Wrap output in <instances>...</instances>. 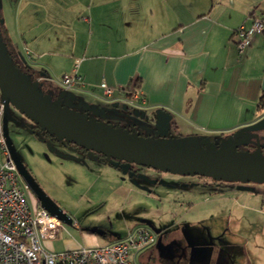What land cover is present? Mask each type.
Segmentation results:
<instances>
[{
  "label": "crops",
  "instance_id": "crops-1",
  "mask_svg": "<svg viewBox=\"0 0 264 264\" xmlns=\"http://www.w3.org/2000/svg\"><path fill=\"white\" fill-rule=\"evenodd\" d=\"M251 13L264 15V0L0 1V19L9 51L37 72L51 96L56 98L62 91V76L70 73L79 61L83 87L69 94L82 96L77 103L88 106L89 117L95 118L93 110L101 108L106 111V120L100 121L105 126L152 139L156 113L160 110L170 115V139L183 136L181 127L223 136L264 118V111L257 109L264 92V36H255L242 54L233 39L235 29L249 26ZM136 80L139 89L134 90ZM101 84L113 90L111 98L103 96ZM132 91L142 95L144 104L129 111L132 108L125 103ZM114 105L117 107L113 108ZM108 106L118 119L107 117ZM123 106L127 112L117 115L115 111H122ZM79 112L83 113V109ZM133 112L138 116L131 115ZM140 116L149 122L145 123ZM142 126L147 129L142 131ZM97 161L101 164L94 167L111 177L115 168L103 158ZM145 177L155 182L149 185L160 196V183L169 180L177 183L161 188L197 193L206 199L217 197L235 205L239 199L248 202L251 198L246 191L230 186L212 188L195 178L183 181L176 176L162 177L160 181ZM135 188L142 192V188ZM212 211L213 207L209 212ZM158 219L153 218L151 225L157 230L156 235L158 226L164 225ZM165 234L161 239L157 236L154 247L134 255V262L190 264L191 258L186 255L191 244L182 241V249L177 248L176 255L171 256ZM106 236L107 232L96 235L86 231L82 234V247L119 241L112 239L102 244L100 238Z\"/></svg>",
  "mask_w": 264,
  "mask_h": 264
},
{
  "label": "rangeland",
  "instance_id": "rangeland-1",
  "mask_svg": "<svg viewBox=\"0 0 264 264\" xmlns=\"http://www.w3.org/2000/svg\"><path fill=\"white\" fill-rule=\"evenodd\" d=\"M10 36L15 39L13 32ZM41 89L50 95L44 82ZM70 95L66 94L64 103L70 102ZM81 100L82 96L75 94L72 102L77 104ZM108 108L107 117L112 119L114 113L111 107ZM115 113L121 116L122 111L118 108ZM6 124L9 140L19 160L42 191L70 218L71 223L77 224V228L71 224L64 225L54 241H42L41 246L46 251L76 250L83 246L82 234L92 229L107 232L108 236L100 238L102 244H108L112 239L122 240L129 230L140 225L151 226L154 224L152 219L158 217L164 225L163 228L158 226L159 234L156 236H161V239L164 233L167 234L171 256L176 255L177 248H181L185 240L191 244L189 255L185 254L191 258L190 264H216L218 260L219 264H264V201L261 202L264 184L223 182L218 185L197 177L171 175L136 166L138 175L156 177L154 180L174 176L183 181L195 178L199 182H207L212 188L230 186L246 191L253 199H247L248 202L239 199L235 205L217 197L207 196L206 199L197 193L185 194L161 188L177 183L169 180L160 183V196L157 191L153 192V186L124 177L119 169H112L111 177L100 173L94 166L101 163L82 151L74 153L70 148L48 140L51 151L42 143L40 132H31L32 122L11 105L8 106ZM145 128L142 126V131ZM180 133L183 134L182 139H196L202 147L215 145L229 136L196 132L190 126L181 127ZM257 146L258 143L253 145L254 148ZM64 157H74L76 161ZM135 187L142 188V192H137ZM255 195L259 196L256 200ZM196 196L198 199L194 198ZM26 197L30 203L35 198L30 191Z\"/></svg>",
  "mask_w": 264,
  "mask_h": 264
},
{
  "label": "water",
  "instance_id": "water-1",
  "mask_svg": "<svg viewBox=\"0 0 264 264\" xmlns=\"http://www.w3.org/2000/svg\"><path fill=\"white\" fill-rule=\"evenodd\" d=\"M21 60L30 68L22 57ZM41 86L42 83L21 73L13 64L0 37V102L3 108L2 133L7 150L39 206L64 225L71 223L70 218L37 185L12 147L6 126L9 105L23 114L41 132L54 136L63 144L75 146L71 149L74 153L80 148L94 159L103 157L110 166L119 169L123 176L131 180L155 183L132 170V166H137L161 173L203 177L217 182L264 184V155L259 152V145L253 152L239 151V148L247 147L250 139L258 140L255 133L264 130V118L220 139L215 145L202 147L196 139L168 138L170 115L163 110L156 113L154 130L151 133L154 139L144 138L134 131L129 133L124 129L105 126L100 122L106 120L105 110H93L95 118H90L88 106L72 102L75 95L71 94L70 102L64 103L68 93L61 91L54 98L44 94ZM112 107L116 108L117 105ZM82 109L83 113H80ZM122 112H127L125 106L122 107ZM131 115L138 116L136 112ZM112 119L116 120L118 117ZM140 119L145 123L149 122L143 116ZM41 141L53 151L45 139ZM64 158L75 161L74 157ZM134 184L137 186L135 182ZM148 227L157 233L155 228ZM89 232L103 234L93 229Z\"/></svg>",
  "mask_w": 264,
  "mask_h": 264
},
{
  "label": "built area",
  "instance_id": "built-area-1",
  "mask_svg": "<svg viewBox=\"0 0 264 264\" xmlns=\"http://www.w3.org/2000/svg\"><path fill=\"white\" fill-rule=\"evenodd\" d=\"M249 19V26L241 25L233 31L239 54L250 46L255 36H264V15L251 13ZM26 53L28 55V51ZM78 65L76 61L70 73L61 78V89L65 93L81 91L83 87ZM100 88L106 99L113 96V90L106 84H101ZM125 104L139 109L144 99L139 92L132 91ZM2 111L0 103V113ZM28 193V186L10 158L0 127V264H138L133 260L134 255L156 244L157 236L151 229L136 226L124 239L105 246L48 252L41 242L54 241L64 224L42 209L35 199L30 203L26 197ZM70 224L77 228L75 222Z\"/></svg>",
  "mask_w": 264,
  "mask_h": 264
},
{
  "label": "trees",
  "instance_id": "trees-1",
  "mask_svg": "<svg viewBox=\"0 0 264 264\" xmlns=\"http://www.w3.org/2000/svg\"><path fill=\"white\" fill-rule=\"evenodd\" d=\"M0 22H1V19H0ZM0 37H1V41L2 43L5 45V48L7 50V53L8 55L11 57L12 59V62L13 64L19 69L18 66H21V70L20 72L29 76L31 79H34L37 77V72H35L34 70H32L31 68H28L23 62L22 60L19 58V57H16L14 56V54H12L11 51H9V47H8V38H7V33L3 27V23L1 24L0 23ZM133 87H134V90H137L139 89V82L138 80H136L135 82H133ZM129 97H130V94H129ZM257 109L259 111H264V92L261 94V96L259 97V100H258V103H257ZM36 128H38L37 126H35ZM39 129V128H38ZM46 133V132H44ZM47 134V133H46ZM48 135V134H47ZM49 138H52L55 142L59 143V144H62L63 146L65 147H71L72 148H75V146L73 145H68V144H63L61 141L57 140V138H55L54 136H50L48 135ZM78 151H82L83 153H86L85 151H83L82 149H78ZM103 158V157H101ZM104 159V158H103ZM105 161H107L106 159H104ZM132 170L134 171L135 170V166H132ZM197 179L199 180H208V182H211L212 184H220V183H223V182H217V181H213L211 179H207V178H203V177H197ZM225 183V182H224ZM38 204V203H37ZM155 246V245H154ZM153 246V247H154ZM151 249V248H150Z\"/></svg>",
  "mask_w": 264,
  "mask_h": 264
},
{
  "label": "flooded vegetation",
  "instance_id": "flooded-vegetation-1",
  "mask_svg": "<svg viewBox=\"0 0 264 264\" xmlns=\"http://www.w3.org/2000/svg\"><path fill=\"white\" fill-rule=\"evenodd\" d=\"M19 67V69L21 70V66H18ZM39 77V75H37V77L36 78H34V79H32V80H35V79H37ZM43 84V83H42ZM1 103V102H0ZM2 115H3V111H2V113H0V127H1V129H2ZM264 131V130H263ZM263 131H261V132H258V133H255L256 135H258V140H255V139H250V141H249V143H248V145H247V147H242V148H239V151L240 150H247V151H249V152H253L254 150H256V148H254L253 147V145L254 144H256V143H258V145H259V152L262 154V155H264V132ZM31 132L33 133V134H39V132H40V138L41 139H45L46 140V142H48V140H51V141H53V142H55L52 138H49L48 137V135L46 134V133H44V132H41L38 128H36L33 124H32V126H31ZM36 132V133H35ZM44 144H46V143H44ZM60 145H62V144H60ZM63 146V145H62ZM64 148H66V149H68V148H70L71 149V147H65V146H63ZM251 150V151H250ZM19 159V158H18ZM23 164V163H22ZM24 165V164H23ZM25 166V165H24ZM26 168V167H25ZM27 169V168H26ZM28 171V170H27ZM135 171V170H134ZM36 182V181H35ZM38 185V184H37ZM39 186V185H38ZM35 199V198H34ZM35 202L36 203H38L37 202V200L35 199Z\"/></svg>",
  "mask_w": 264,
  "mask_h": 264
}]
</instances>
